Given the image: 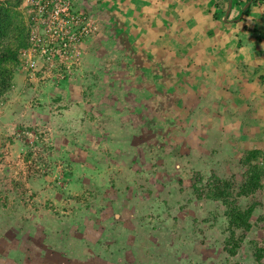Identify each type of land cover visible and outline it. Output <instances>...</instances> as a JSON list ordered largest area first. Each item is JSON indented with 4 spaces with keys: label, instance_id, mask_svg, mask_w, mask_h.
<instances>
[{
    "label": "rangeland",
    "instance_id": "rangeland-1",
    "mask_svg": "<svg viewBox=\"0 0 264 264\" xmlns=\"http://www.w3.org/2000/svg\"><path fill=\"white\" fill-rule=\"evenodd\" d=\"M17 1L28 30L30 11ZM168 1L163 9L178 16L182 6ZM73 5L87 18L84 37L65 54L54 53L46 62L41 57L34 69L25 65L28 47L21 49L0 102V264H258L248 247L252 242L264 249V184L252 200L258 206L251 228L233 258L222 249V207L196 201L189 187L193 171L240 180L236 160L245 146L228 138L226 118L217 130L216 115L230 109L209 91L219 80L206 65L209 58L221 63L224 55L233 58L216 36L238 31L236 23L224 28L233 22L235 4L223 19L214 11L217 28L189 22L181 29L162 19L157 30L163 33L151 30L152 41L140 33L143 26L119 17L111 1ZM205 7L210 10L212 0ZM199 29L202 42L193 38L195 44H188ZM254 30L249 37L258 39ZM185 31L179 49L172 36ZM196 49L203 50L200 59ZM242 60L235 55L234 69ZM247 60L251 74L259 63L253 56ZM227 91L223 98L236 94L248 105L249 98L233 87ZM238 100L236 106H244ZM254 113L246 109L253 115L246 122L264 133V116ZM236 117L242 118L239 111Z\"/></svg>",
    "mask_w": 264,
    "mask_h": 264
},
{
    "label": "crops",
    "instance_id": "crops-1",
    "mask_svg": "<svg viewBox=\"0 0 264 264\" xmlns=\"http://www.w3.org/2000/svg\"><path fill=\"white\" fill-rule=\"evenodd\" d=\"M99 1L105 2L107 4L111 1V3H113L114 5L116 4L118 7V9L116 8V11H119V17H121L125 21L131 19L132 20L131 22L138 23L139 25H141L140 27L143 26L144 30L140 31V33H146L147 37L149 38V41H152V38L149 37L151 30H153L154 33H157V34L163 33V32L160 33V30H157V28L160 29V26L162 24V19L170 18L174 20L175 21L174 27L181 28V29H184L185 26H187L186 24H188L189 22L191 23L192 26L193 25L198 26L201 23H203V29L207 27L217 28L218 23L216 22V18L213 17L214 11L216 13L215 14L216 17H219L218 19H223V14L227 11V3L230 2V8H231V3H234L235 4L234 6L235 15H233V18H232L233 22H228L224 26V28L228 30L229 25H234L236 23L238 27V31L236 29L235 30L232 29L233 34H231L230 32L228 33L230 34L229 36L231 38L230 40L229 37L228 39H225V37H227L228 34L226 35V32L223 29L222 30H223L224 36H220L218 29H215L216 35L218 32V35L216 36L217 38L216 41L219 44L226 46V48L228 49L227 51L230 52L228 54L232 55L233 60L229 58V55L228 56L224 55L222 59V63L220 61L215 62V60H212L210 58L209 60L206 59L208 61L206 64L207 67L211 68L212 70L211 73H214L216 75L217 81L219 80L218 81L219 85L217 83H213L215 82L213 80L208 87L210 88L209 91H211L212 95H216V98H219L221 103H223V105H227V107L230 109L229 110L230 112L226 113L225 111L221 110V113H218L216 115V118H218L217 119L218 123H216V125L219 124V126L217 125V130L219 131L221 122L224 124L225 122L223 120L224 118H226L227 120L226 126L222 124L224 126V130L228 132L229 135L230 133H232L230 137L229 135L227 136L228 138H231L235 142V144H237L236 141H239L240 147L245 146L242 149V151L249 150V149H257V148L264 151V140H263L264 133L262 131V128L260 126L256 127V126L248 125L246 121L253 120L252 118L253 115L245 114L246 109L250 108L251 111L255 112L254 113L255 116H257L256 113H259L260 115L264 116V86L262 85L264 84V82L260 84V79L262 78L261 76H262V72H264V68L262 72L259 69L260 64L264 65V42L262 40L263 38H262L261 32L258 31V30L260 31L262 30L261 29L262 28L261 19L264 18L263 16L264 15V0H228L227 2L225 0H212V8L210 10H207L205 7L206 3H208L209 0H169L168 1L169 3L178 5V7L182 6L181 11L176 10L178 13V16L174 14L175 18L174 16H172L173 12H169L165 8L163 9L164 6L167 7L165 3L167 0H99ZM147 3H149V5H152L151 10L148 8V6L145 7ZM244 3H246L245 6L241 8ZM188 6H190L191 9L187 10ZM246 8H248L247 11H245ZM240 9H242L241 10L242 15L237 21H235L234 18H236L235 16H237V13L240 12ZM229 11H228V14L230 13ZM206 12L207 14H205ZM150 18L153 19V22H152L153 24L150 23L149 21ZM141 20L143 22L142 24H140L139 22ZM181 22L184 23V26ZM256 28H257V31L260 37L258 39H251L249 37V34H253V33L255 34L256 30L253 31V29H256ZM236 33L241 34L244 37L243 38L244 43H241L236 38L237 36ZM188 34H189V31H185V35H182L181 33H179L178 35H174V37L172 36L173 39L175 38V41L172 43L176 45L177 48L183 49L182 44H184V41H185L184 37L188 36ZM198 34H195V36L192 38L189 37L187 40V43L188 44H195L196 42H198V44L201 43L202 40L200 41V38H203V37H200V36L203 35V31L199 29ZM177 36H179V38H177ZM156 38H159V37L156 36ZM193 38L195 39V43L192 41ZM249 41L253 42L251 43L253 46H251ZM215 49H207V51L211 55H214V53H217ZM196 50H198L197 58L200 59V57H203V50H200V49H196ZM260 51L262 53H260ZM236 54L242 55L243 60H242V63L239 64L241 65V67H236V69H234L235 62H236L234 61V57ZM249 54L253 56V61L255 60V61H258L259 63L258 67L256 66V68L252 70L251 74L247 73L246 71L247 66H245V62H249L247 58L251 57ZM212 65H215L214 70L212 69ZM227 77L229 78V80H227ZM214 79H215V76H214ZM228 81H233V85L226 87V85L224 84L225 83L228 84ZM256 81L259 85L257 87H254L253 85L254 83H256ZM230 87H233V90H236L235 93L238 91V93L243 94L242 97H244L245 100L249 98L248 105L244 102L241 103L238 100L239 97L236 98L237 96L236 94L234 98H231V97L223 98L221 95L223 93H227L228 92L227 90H229ZM215 88L217 90H215ZM203 89H204V86H203ZM236 100H238L240 104H244V106L240 105L239 107H237L235 103ZM206 105L209 106L210 108L216 107L215 102L214 103L209 102ZM238 111L242 115L241 119H237L236 117V114ZM228 116H231V120L229 119ZM248 128L253 131L254 133L253 135H248L247 134L248 131L244 132L245 131L244 129H248ZM262 184H264V181ZM262 188H263V185H262Z\"/></svg>",
    "mask_w": 264,
    "mask_h": 264
},
{
    "label": "trees",
    "instance_id": "trees-1",
    "mask_svg": "<svg viewBox=\"0 0 264 264\" xmlns=\"http://www.w3.org/2000/svg\"><path fill=\"white\" fill-rule=\"evenodd\" d=\"M17 0L0 3V102L9 92L12 71L17 65L18 52L27 47L28 30L16 11ZM248 8L245 9L247 11ZM239 181L233 175L217 176L213 171L207 175L193 171L190 190L196 201H209L222 207L223 227L222 249L228 258H233L250 230V218L258 203L252 201L262 189L264 181V151L249 149L242 151L236 160ZM244 200H249L244 204ZM264 222V221H263ZM253 261L259 264L264 249L249 242Z\"/></svg>",
    "mask_w": 264,
    "mask_h": 264
},
{
    "label": "built area",
    "instance_id": "built-area-1",
    "mask_svg": "<svg viewBox=\"0 0 264 264\" xmlns=\"http://www.w3.org/2000/svg\"><path fill=\"white\" fill-rule=\"evenodd\" d=\"M23 2L30 11L27 37V45H30V48L27 46L23 52L28 68L34 69L37 60L43 56L44 62L53 59L54 53H63L65 48L73 45L72 42L84 37L87 18L83 12L74 9L75 0H23ZM35 54L37 58H34Z\"/></svg>",
    "mask_w": 264,
    "mask_h": 264
},
{
    "label": "water",
    "instance_id": "water-1",
    "mask_svg": "<svg viewBox=\"0 0 264 264\" xmlns=\"http://www.w3.org/2000/svg\"><path fill=\"white\" fill-rule=\"evenodd\" d=\"M229 9H230V2L227 4V11L225 12L226 15L228 14Z\"/></svg>",
    "mask_w": 264,
    "mask_h": 264
}]
</instances>
